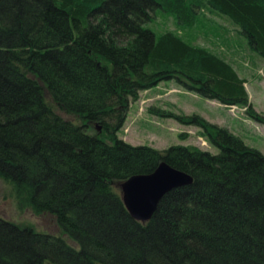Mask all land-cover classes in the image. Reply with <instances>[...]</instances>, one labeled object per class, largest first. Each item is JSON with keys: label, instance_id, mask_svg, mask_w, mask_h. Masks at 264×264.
<instances>
[{"label": "trees", "instance_id": "1", "mask_svg": "<svg viewBox=\"0 0 264 264\" xmlns=\"http://www.w3.org/2000/svg\"><path fill=\"white\" fill-rule=\"evenodd\" d=\"M158 9L181 31L224 16L264 60V0H0V181L59 229L0 217V264H264L260 151L197 115L162 114L200 128L217 154L118 136L131 103L163 82L251 108L228 59L147 28ZM162 163L189 180L137 221L120 185Z\"/></svg>", "mask_w": 264, "mask_h": 264}, {"label": "rangeland", "instance_id": "2", "mask_svg": "<svg viewBox=\"0 0 264 264\" xmlns=\"http://www.w3.org/2000/svg\"><path fill=\"white\" fill-rule=\"evenodd\" d=\"M147 28L157 35L166 31L188 34L194 44L208 47L228 59L247 81L251 108L225 106L200 97L175 81L163 82L152 90L141 92L138 101L131 103L119 138L133 146H148L157 150L181 145L217 154L218 149L210 146L200 128L162 116L197 115L207 122L227 128L242 138L247 146L264 155V123L256 121L249 113L252 111L264 116V60L250 49L233 22L206 11L198 27L181 31L175 19L158 9ZM0 217L20 224H32L38 231L59 233L51 217L37 216L31 209L18 206L11 189L1 181Z\"/></svg>", "mask_w": 264, "mask_h": 264}, {"label": "water", "instance_id": "3", "mask_svg": "<svg viewBox=\"0 0 264 264\" xmlns=\"http://www.w3.org/2000/svg\"><path fill=\"white\" fill-rule=\"evenodd\" d=\"M101 131V128L97 126ZM182 172L162 163L153 173L132 177L120 185L123 202L137 221H147L162 198L188 182Z\"/></svg>", "mask_w": 264, "mask_h": 264}, {"label": "built area", "instance_id": "4", "mask_svg": "<svg viewBox=\"0 0 264 264\" xmlns=\"http://www.w3.org/2000/svg\"><path fill=\"white\" fill-rule=\"evenodd\" d=\"M232 107H234V106H232Z\"/></svg>", "mask_w": 264, "mask_h": 264}]
</instances>
